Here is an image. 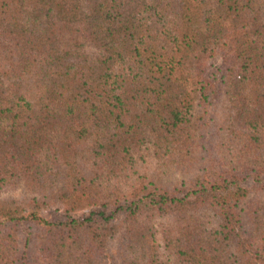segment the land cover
<instances>
[{
    "label": "trees",
    "instance_id": "obj_1",
    "mask_svg": "<svg viewBox=\"0 0 264 264\" xmlns=\"http://www.w3.org/2000/svg\"><path fill=\"white\" fill-rule=\"evenodd\" d=\"M14 188L0 264H264V0H0Z\"/></svg>",
    "mask_w": 264,
    "mask_h": 264
},
{
    "label": "rangeland",
    "instance_id": "obj_2",
    "mask_svg": "<svg viewBox=\"0 0 264 264\" xmlns=\"http://www.w3.org/2000/svg\"><path fill=\"white\" fill-rule=\"evenodd\" d=\"M220 65H221L220 60L214 61L213 69L219 68ZM6 196H9V197L22 196V191L21 189L14 188V189H9L6 191L4 190L3 192H0V197H6ZM59 215H60V212H58L57 210L51 209V210L44 212V214H42V217L48 220H55ZM8 228L9 227L6 225L0 226V232H3V233L8 232ZM22 228L23 230H25V232L30 231V229H28L27 224L25 226H22ZM25 248L28 251V248L27 247ZM34 250L36 251V243L32 244L30 251H34ZM34 257H36V255Z\"/></svg>",
    "mask_w": 264,
    "mask_h": 264
}]
</instances>
